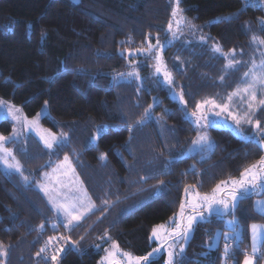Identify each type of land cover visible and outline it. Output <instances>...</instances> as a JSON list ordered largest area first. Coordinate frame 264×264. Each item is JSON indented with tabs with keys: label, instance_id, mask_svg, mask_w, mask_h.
<instances>
[{
	"label": "trees",
	"instance_id": "16d2710c",
	"mask_svg": "<svg viewBox=\"0 0 264 264\" xmlns=\"http://www.w3.org/2000/svg\"><path fill=\"white\" fill-rule=\"evenodd\" d=\"M256 2L180 0L179 6L206 46L215 43L228 53L249 47L255 34L264 37V11ZM173 6L174 0H0V98L29 117L47 101L41 122L65 137L49 150L28 135L14 144L22 171L0 168V251L6 253L0 264H53L47 252L37 255L50 237H63L65 245L56 264H97L111 242L134 256L160 248L157 264H166L176 238L159 243L163 230L156 238L153 229L175 225L190 189L210 193L263 157L255 138L213 125L207 127L211 150L183 156L205 129L194 125L196 104L232 91L239 75L223 68V57L180 68L174 57L185 43L175 39L159 53L176 84L167 91L147 48L162 44L169 23L180 20ZM133 69L140 80L127 77ZM258 116L264 126V110ZM97 126H104L103 135L97 136ZM0 131L10 132L8 120L0 121ZM65 156L95 205L69 230L53 227L55 211L37 187ZM255 198L264 199V191L237 201L227 215H203L184 246L185 264H242L250 226L264 224ZM225 217H235L239 229L238 248L227 256L223 239L211 247L216 231H229Z\"/></svg>",
	"mask_w": 264,
	"mask_h": 264
},
{
	"label": "rangeland",
	"instance_id": "374dc122",
	"mask_svg": "<svg viewBox=\"0 0 264 264\" xmlns=\"http://www.w3.org/2000/svg\"><path fill=\"white\" fill-rule=\"evenodd\" d=\"M244 1L245 2L257 1L256 2L257 5L260 6L264 11V5H261L259 3V0H244ZM262 21H264V18ZM262 21H261V25L263 26V29H264V23H262ZM188 22L189 21H186V22L183 21L182 23L179 24V26H177V21L173 22L172 31H169V37L162 44H158L156 47H153L151 50L152 54H153V55H151V57H152L154 62H156V60H155L156 54L161 53V49L165 45H168L169 43L173 42L175 39H180L179 42L185 43V45H183L184 47H183V51L181 52V57L177 56V54L174 57V61L179 62L180 68H183L186 64L194 66V65H196V63L198 61H201L204 64H207V63H212L213 60L217 57H223L224 58V55L222 54L224 52H222V53L213 52L212 46L215 43H212V44H209L206 46V44L204 43L206 38L204 36H202L201 33L198 32L199 31L198 27H195L193 24H191L192 26H189ZM173 32L176 33L175 38L173 37ZM255 36L264 39V37L262 35H256L255 34ZM201 37H203V39H201ZM249 45L251 47L247 46L246 48H242L240 50H233L231 52H228V53H231V55L229 56V59L234 58L235 60L240 61V63L233 65V67L226 68L225 65L228 63V60H226L224 58L225 64H224L223 68L225 70L238 71L239 81L237 84H236V82L234 83V85L232 86L233 90L228 92L227 94H224L221 98L212 97V98L201 99L198 102V103L202 104V107L199 109V111H197L196 106H195L194 111H197V116L201 117V119H200V125L198 127L196 122H195L197 117H195L194 118V125L198 129L205 128L203 130H200V132H198V136L206 134L208 137V144L207 145H203V144L194 145L192 142L183 152V156L193 154V153L200 151L202 149L211 150V148L213 147V143H212L211 139L209 138L208 132H207V127L210 125H213L216 127L230 128L234 132H236L237 134H239L241 136H244V137L250 136L252 138H255L258 141V143L260 144L259 139H258V132L253 127V124H248V123L242 121L239 128H238L237 125L235 124L234 120L229 116V112H231L233 115H242L245 111H248V98H247V96H244V94L241 93L240 95L233 96L232 101L228 100V96L231 93L237 91L238 89L244 88L246 86V84L250 82L251 76L245 77L244 73L246 71H248L249 68L252 67L253 61H255V63L257 65H259L261 60L264 59V55H262V54H264V46L260 45L258 42L253 43L252 38L249 42ZM187 46H189V47H187ZM208 49L211 51V53L208 52ZM247 52H249V54L245 57L247 59L243 60L241 58L242 57L241 55H244L245 53L247 54ZM228 53H224V54H228ZM161 60H162V58H161ZM161 63H162V61H161ZM165 70L166 69L162 68L161 73L155 74L156 77L159 78L160 80H162L163 82L165 81L164 76H163V72ZM171 78H172V76H171ZM165 84H166L167 91L172 90L176 85L173 81V78H172L171 84H168V83H165ZM255 92H256L257 101L253 102L254 103V112H252L253 123H255L256 120H259L261 123L262 121L259 119L258 114L264 110V106L259 105L258 101L260 99L264 98V85L257 82L256 87H255ZM242 97H243V102H242ZM206 99L215 101L216 105L228 104L229 108L227 111L220 112L219 107L213 108L211 105L203 104V101ZM4 101H6V100H4ZM13 105H15V104H13ZM15 106L21 109V107H19L18 105H15ZM217 112H219L220 114L216 115ZM38 113H40L41 115L38 116L37 115ZM38 113L33 117H29L21 109V112L17 113V115L20 116V120L16 121L7 115L6 106L3 109H0V121L6 119L10 123V132L5 134V133L0 131V136L6 137L5 141H3L4 147L11 150L13 156L16 157L15 152H14V144L17 143L18 141H20L21 139H23L24 137L28 136V135H33L34 137H36L41 142V144L43 146H45L44 140L41 139V137H44L45 139L50 140L51 137L48 134L51 133L53 136L56 137V141L53 142V147L51 149L46 147L49 150H52L56 144H58L59 142L64 140V138H65L64 136H62L61 134L51 132L48 128H46L42 124L41 119L43 116H45L47 114V107L44 106L43 108H41V110ZM204 116L207 117V121H208L207 127L205 126L206 122L203 119ZM33 120L36 121V126H33V124L29 123L30 121H33ZM14 129H15V131H14ZM198 136L195 138V140L198 139ZM262 149L264 151V148H262ZM3 156H4V153L0 152V157H3ZM263 157H264V154H263ZM8 160H9V162H11V157H8ZM16 161L19 162V164L21 166V171H22L21 162L19 161V159L17 157H16ZM68 164L71 165L69 160H68ZM68 164H65L64 159H63L52 170H50L45 175V177L43 176L41 183L38 184V186H37L52 208H53V205L49 202V196L46 195L45 192L41 190V185H45L48 188L49 195H52L53 197H55L56 200L61 201V202H63L65 200L66 196L69 198L78 197V196H82L83 193H86L87 198L90 199L84 185L81 183L79 177L75 173L73 166L71 165V168L69 169ZM0 168L6 173H20L21 172V171L17 172L14 168H11V169L6 168L2 162H0ZM258 168H259V166H257V170H258ZM240 179H241V175L238 179H235V180L239 181ZM232 181L233 180L225 181V182H227L226 185L221 184V188L225 189V191H222L219 195H223L226 197V192H227V190H230ZM54 189H55V191H54ZM79 189H82V192ZM260 192H262V191H260ZM260 192H258V193H260ZM206 194L212 195V192L206 193ZM206 194L199 195V197H203ZM199 197H197V194L193 189L189 190V192L187 194V199L185 202V205H186L185 208L189 211L185 213V217L188 215H196V213L192 211V208L190 206H188V201L189 200L197 201V200H199ZM85 202H87V201H85ZM91 203L93 204L92 200H91ZM236 204H237V202H236ZM217 207H219V206H217ZM94 209H95V207L92 208V210L90 212L85 213V215H83L79 219V221H74L73 225L69 226L68 228L64 227V224L67 223V221L65 220L63 214L60 213L57 209H54L55 215H56V222H54L53 225L60 223L63 225V227L66 230H69L72 227H74L75 225H77L84 217H86L92 211H94ZM197 211H200V210L197 209ZM212 214H217V213H215V212H213V213L203 212V215L209 216ZM217 215L223 216V215H227V214H217ZM175 219H176V221L181 220L183 222L184 218L179 216ZM232 219H233V217H225V226L227 228H229V231H224L222 234L220 231H216L215 236L212 240L211 247H216L220 239L224 240L225 233H232L233 227H235V237H238L239 229L236 226V224L230 225L228 223V221L232 220ZM202 220L203 219H200L199 217L197 218V222L202 221ZM197 222H195L194 225ZM254 224H256L259 227L260 233H262L259 236L258 241H257L258 252L255 254V257L257 258V260L254 259V264H258L257 261H259L260 257L263 258V261L262 262L260 261V263L264 264V224H262V223H254ZM167 225L170 226L171 229L175 227V225H172V223L166 224L164 226H167ZM170 230H168V231L163 230V233L160 232V233H162V235H161V238L158 239L159 243H161V242L163 243L165 240L172 238L169 236ZM250 230H251V227H250ZM192 233H193V231L190 232L186 241L181 239V238H176L173 240V242L178 241L179 244H183L185 246L188 239L191 237ZM58 241H59L58 237H56V239H53L51 241V243H49V241H48V244L46 247V252L50 257H52V255H53L50 252L54 253L57 249H60V248L64 249L65 245L63 244V239L61 238V240L59 242ZM252 243H253V241H252V230H251L250 247L247 251V254L250 257L253 256ZM112 245H113V242H111L109 246L101 249V251H100L101 255L98 259L97 264H107V261L104 260V258L106 256H108L109 252L115 251L112 248ZM176 248H179V247H176ZM118 249H119V251H116L115 259L117 261H120L121 264H127L126 259L121 255V253H129V252L122 250L121 248H119V246H118ZM166 250L169 251V250H171V248H168ZM63 252L64 251H62L61 254ZM131 255H133V254H131ZM242 264H243V262H242Z\"/></svg>",
	"mask_w": 264,
	"mask_h": 264
},
{
	"label": "snow or ice",
	"instance_id": "6c2138e0",
	"mask_svg": "<svg viewBox=\"0 0 264 264\" xmlns=\"http://www.w3.org/2000/svg\"><path fill=\"white\" fill-rule=\"evenodd\" d=\"M259 3L261 5H264V0H259ZM180 0H174V6L172 9V16L173 18L180 16V20L177 21V26H179L180 23L184 21V17L182 15V9L180 8ZM248 6V5H246ZM254 6V3L253 5ZM227 19V18H224ZM189 26L191 25V22L189 21ZM264 23V21H262ZM169 31H172V25L171 22L169 23ZM41 36H44V33H41ZM173 37H176V33L173 32ZM147 40L148 38L145 37ZM203 39V37H201ZM253 43L258 42L260 45L264 46V39L253 36L252 37ZM159 43V42H158ZM153 46L151 44L148 45L147 51L151 52ZM213 52L222 53V49L219 45L214 44L212 46ZM140 51H144V49H140ZM224 58L228 60V63L225 65L226 68H231L233 65L240 63V61L233 59H229V56L231 53L224 54ZM264 55V54H262ZM156 60V66L155 71L156 73H161V58L159 56V53L156 54L155 57ZM122 77L125 76V74H121ZM165 83L171 84L172 78L171 74L168 71L163 72ZM245 77L251 76V80L249 83L246 84V86L242 89H238L237 91L231 93L228 96V100L232 101L233 96L240 95L241 93L244 94V96H247L248 98V111H245L242 115H233L231 112H229V116L234 120L235 124L239 128L241 122H246L248 124H253V127L258 132V139L260 142V146L264 148V126L261 125L259 120H256L255 123H253V117L252 112H254V103L257 101L255 87L257 82L264 85V59L261 60L260 64L257 65L255 61L252 63V67L249 68L248 71L244 73ZM127 77H135L137 80H140V76L138 72H136L135 69L127 73ZM126 78V77H125ZM180 95V102L185 103L183 94ZM243 102V97H242ZM47 101H45V106H47ZM203 104L211 105L213 108L219 107L220 112L227 111L229 108L228 104L223 105H216L215 101L213 100H204ZM258 104L261 106H264V98L260 99L258 101ZM6 106L7 109V115L10 116L13 120H20V116L17 115V113L21 112V109L16 107L15 105L4 101L3 99H0V109H3ZM152 107V105H149V109ZM202 107L201 103H198L196 105L197 111ZM149 109H145V119H148L150 116ZM197 111H194L192 115L194 117H197L196 124L199 127L200 125V119L201 117L197 116ZM220 113L217 112L216 115H219ZM38 116L41 115L40 113L37 114ZM26 119V118H25ZM203 119L205 120V126H208L207 117L204 116ZM29 123L33 124V126H36V121H30ZM140 123V122H138ZM97 136L104 134V126H97ZM131 131V129H129ZM15 131V129H14ZM51 139H45L44 137H41V139L44 140L45 147L51 149L53 147V142L56 141V137L53 136L51 133L48 134ZM6 137L0 136V152L4 153L3 157H0V162H2L6 168H14L17 172L21 171V166L18 161H16V157L12 155L11 150L4 147L3 141H5ZM93 139H96V137H93ZM193 144H208V137L206 134L199 135L197 140L193 141ZM8 157H11V162H9ZM100 159H105L104 154L102 153L100 156ZM69 158L65 156L64 162L65 164H68ZM257 166H259L257 170ZM69 169L71 168V165L68 164ZM149 177L142 176L140 179L146 181ZM25 180H27V177H25ZM162 183V182H161ZM221 184H227V182L222 181ZM221 184H217L215 188L212 189V195H204L203 197H199V194L197 193V197H199V200L197 201H188V206L192 208V211L196 213V215H188L185 217V203L182 202L180 205L181 211H180V217L184 218L183 222L181 220H177L175 222V227L172 228L169 232V236L173 238H181L183 240H187L188 235L191 231H193L194 223L197 222V218L200 219H206V217L203 216V212L208 213H217V214H229L232 209L235 208L236 202L239 200H243L245 198H248L251 194L258 193L260 191H264V157H261V159L257 162V164H253L251 167L246 168L243 172H241V179L239 181L233 180L231 182V188L230 190H227L226 197L223 195H219L222 191H225V189L221 188ZM158 187V186H157ZM41 190L45 192L46 195L49 196V202L53 205L54 209H57L60 213L63 214L65 220L67 223L64 224L65 228H68L69 226L73 225L74 221H79V219L85 215V213L90 212L92 208L95 207L94 204L91 203V200L87 198V194L83 193L82 196L78 197H65V200L63 202L58 201L53 197L52 195H49L48 188L45 185H41ZM82 192V189H79ZM55 191V189H54ZM187 192V189H186ZM58 194V193H57ZM87 201V202H85ZM105 203H108L105 201ZM219 206V207H217ZM258 207L262 212H264V202H261L258 204ZM199 209L200 211H197ZM228 223L230 225H235L236 220L235 217H233L232 220H229ZM41 228L44 227V225H40ZM55 227V225H53ZM161 230L168 231L167 229H164V226H158L157 228H154L152 231V237L159 238ZM252 230V253L253 256H249L247 252L244 254L243 264H254L255 254L258 252L257 248V241L259 236L262 234L260 233V229L256 224L251 225ZM230 236L232 239L235 238V227H233L232 233H225L224 240H225V248H224V254L225 256L228 255L229 249L231 247L230 243L228 242L230 239ZM53 239H56V237H50L49 243ZM63 239V237H62ZM171 249H175L176 247H179V252H176L174 250L168 251V259L166 261V264H185V261L182 257V253L184 252V245L179 244L178 241H174L173 244L169 246ZM0 248H2V245H0ZM112 248L115 251L109 252L108 256L104 258V260L107 261V264H121L120 261H117L115 259L116 251H119L118 246L113 242ZM64 251L63 248L57 249L54 254L51 257V260L53 264H56L58 257L60 256L61 252ZM107 251V250H106ZM160 248H154L152 251L147 253V255L144 256H133L130 253H121V255L126 259L127 264H157V260L160 255ZM41 253L46 254V247H42L40 251L37 253L39 256ZM0 255H6L3 251H0Z\"/></svg>",
	"mask_w": 264,
	"mask_h": 264
},
{
	"label": "crops",
	"instance_id": "0c3cea01",
	"mask_svg": "<svg viewBox=\"0 0 264 264\" xmlns=\"http://www.w3.org/2000/svg\"><path fill=\"white\" fill-rule=\"evenodd\" d=\"M261 202H264V199L262 198H255L254 201H253V209L255 210L256 213L260 214V215H263L264 216V212H262L260 210V208L258 207V204L261 203ZM251 227V226H250ZM250 237H251V230H250ZM222 240V239H221ZM250 247V246H249ZM255 260H257V258L255 257ZM260 261L262 262L263 261V258L260 257L258 264H261ZM243 262V261H242Z\"/></svg>",
	"mask_w": 264,
	"mask_h": 264
},
{
	"label": "built area",
	"instance_id": "2783aa9c",
	"mask_svg": "<svg viewBox=\"0 0 264 264\" xmlns=\"http://www.w3.org/2000/svg\"><path fill=\"white\" fill-rule=\"evenodd\" d=\"M228 242L231 245V247L229 249V253L235 251L238 248V243H237L236 238L232 239V237H230ZM224 248H225V240H224Z\"/></svg>",
	"mask_w": 264,
	"mask_h": 264
}]
</instances>
